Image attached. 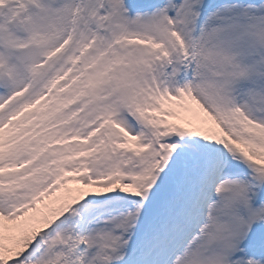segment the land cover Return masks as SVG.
I'll list each match as a JSON object with an SVG mask.
<instances>
[{
    "label": "snow or ice",
    "instance_id": "obj_1",
    "mask_svg": "<svg viewBox=\"0 0 264 264\" xmlns=\"http://www.w3.org/2000/svg\"><path fill=\"white\" fill-rule=\"evenodd\" d=\"M0 264H264V0H0Z\"/></svg>",
    "mask_w": 264,
    "mask_h": 264
}]
</instances>
